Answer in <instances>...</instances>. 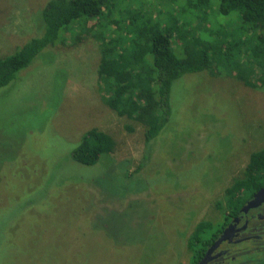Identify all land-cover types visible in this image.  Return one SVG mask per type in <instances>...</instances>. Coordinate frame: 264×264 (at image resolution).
Listing matches in <instances>:
<instances>
[{
	"label": "rangeland",
	"instance_id": "1",
	"mask_svg": "<svg viewBox=\"0 0 264 264\" xmlns=\"http://www.w3.org/2000/svg\"><path fill=\"white\" fill-rule=\"evenodd\" d=\"M47 1L0 0V57L38 33ZM175 2L110 0L108 8L117 20L200 21ZM219 2L209 0L213 31L234 28ZM85 28L75 25L0 89V264H193V230L224 221L216 202L264 146V86H246L223 67L182 76L170 120L145 157L144 126L104 102L100 40ZM92 128L116 147L86 166L71 152ZM232 253L239 264L264 258Z\"/></svg>",
	"mask_w": 264,
	"mask_h": 264
},
{
	"label": "trees",
	"instance_id": "2",
	"mask_svg": "<svg viewBox=\"0 0 264 264\" xmlns=\"http://www.w3.org/2000/svg\"><path fill=\"white\" fill-rule=\"evenodd\" d=\"M109 1L48 0L41 10L38 33L14 53L0 57V89L43 51L65 42L66 35L74 33L75 25L85 26L86 32L95 29L101 44L98 77L104 102L119 116L144 126L146 157L148 144L170 120L171 92L182 76L205 71L215 74L217 67H223L246 86H264V0H220L218 14L238 21L234 28L222 31H213L211 27L209 0L175 2L180 5L175 8L191 14L190 20H200L194 23L182 18L179 25L173 15L166 23L141 15L111 19ZM92 20L94 23L87 25ZM185 23L195 32H183ZM199 28L207 35L198 34ZM177 39L181 43L176 48ZM181 50L183 56L179 57L176 51ZM115 147V139L109 133L92 128L82 136L71 157L92 166L102 155H111ZM263 186L264 146L249 154L241 176L233 179L222 199L216 202V208L224 213V221L213 229L211 221L202 220L193 230L188 243L194 251L193 264H197L224 223ZM196 247L199 248L195 250ZM258 263L264 264V260Z\"/></svg>",
	"mask_w": 264,
	"mask_h": 264
},
{
	"label": "flooded vegetation",
	"instance_id": "3",
	"mask_svg": "<svg viewBox=\"0 0 264 264\" xmlns=\"http://www.w3.org/2000/svg\"><path fill=\"white\" fill-rule=\"evenodd\" d=\"M241 209L228 222L224 223V226L203 252L197 264H200L203 260H205L203 264H239L235 260V253H232L235 250L238 254H244V256L246 253H250L248 255L264 254V243H262V240H264V201L259 206L249 208L246 211L241 212ZM261 260L263 261L264 258L256 261Z\"/></svg>",
	"mask_w": 264,
	"mask_h": 264
},
{
	"label": "water",
	"instance_id": "4",
	"mask_svg": "<svg viewBox=\"0 0 264 264\" xmlns=\"http://www.w3.org/2000/svg\"><path fill=\"white\" fill-rule=\"evenodd\" d=\"M264 201V187H262L242 209L241 212L248 210L252 207L259 206ZM205 260H203L200 264H203Z\"/></svg>",
	"mask_w": 264,
	"mask_h": 264
}]
</instances>
